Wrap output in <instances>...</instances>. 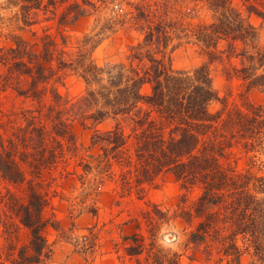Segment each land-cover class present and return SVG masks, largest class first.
I'll list each match as a JSON object with an SVG mask.
<instances>
[{
    "label": "rangeland",
    "instance_id": "1",
    "mask_svg": "<svg viewBox=\"0 0 264 264\" xmlns=\"http://www.w3.org/2000/svg\"><path fill=\"white\" fill-rule=\"evenodd\" d=\"M80 1L86 12L74 21L60 22L62 12L73 2ZM41 0L39 8L34 0H0V134L4 146L0 151L4 161L19 166L23 177L17 181L7 178L0 169V264H17L20 250L30 245V229L22 223V206L30 201L33 190L45 201L43 219L48 220L43 235L51 250L48 264H229L222 245L214 239L212 229L199 243L191 241V234L206 222L216 207L196 212L195 205L201 194L200 187L183 188L171 174H161L151 183H144L138 192L123 186L120 176L103 175L95 168L93 156L100 146L93 142L99 131L112 128L107 119L96 124L92 120H72L67 138L48 136L44 145L32 140L31 134L18 132L25 127V111L40 108L32 96L19 95L15 87L19 76L13 71L15 60L11 49L19 39L26 40L31 50L42 53L44 36L57 40V49L76 52L82 41L93 38L84 51L100 65L125 60L131 46L143 37L148 19L136 16L145 11L150 20L154 11L166 13L165 19L178 21L183 31L177 33L181 45L173 52L171 63L175 69L192 70L207 64L214 88L220 100L212 103L216 111L227 102L228 108L246 102L264 104V89H248L234 68L241 66L237 51L226 50L221 59L211 61L208 50L197 42L195 29L202 23L212 22L217 14L211 0ZM238 8L243 18L256 28L257 47L264 46V0H228ZM255 5L261 14L249 11ZM53 9L55 13L49 11ZM64 38L66 42L64 43ZM98 43V44H97ZM225 42L218 49L225 50ZM57 53V51L55 52ZM57 59L52 62L57 67ZM11 69V72H10ZM13 71V72H12ZM10 75L6 81L5 76ZM44 88L41 100L42 119L53 101L56 88L63 99L76 101L85 91L83 79L72 69H64ZM25 78V76H22ZM62 105L58 106L60 110ZM19 134V135H18ZM40 145V147H39ZM238 171L248 168V157L236 152L230 158ZM87 166H91L88 169ZM256 176H264V156L256 158L251 169ZM263 195L264 194H260ZM219 214L217 228L222 230ZM203 230V229H202ZM239 245H243L241 239ZM29 254V252H27ZM248 253L242 264H250ZM236 264V262H233Z\"/></svg>",
    "mask_w": 264,
    "mask_h": 264
},
{
    "label": "trees",
    "instance_id": "2",
    "mask_svg": "<svg viewBox=\"0 0 264 264\" xmlns=\"http://www.w3.org/2000/svg\"><path fill=\"white\" fill-rule=\"evenodd\" d=\"M211 1L217 16L210 23L198 25L197 42L207 48L212 62L223 58L226 50L233 54L241 43V50L236 53L241 66L234 69L248 89H264V46L254 45L256 28L238 8L228 5V0ZM34 2L39 8L41 0ZM49 11L55 13L53 9ZM249 11L261 14L252 4ZM85 12L80 1L73 2L59 20L68 22L72 15L74 21ZM152 16L158 19L150 20L145 11L136 16L138 20L148 19V23L143 27V37L131 46L126 59L103 65L84 51L93 38L84 39L73 53L58 50L57 40L50 35L44 36L42 53L31 50L29 43L20 38L10 48L16 66L12 70L19 73L15 89L19 95L38 100L40 108L26 110L27 124L17 130L29 131L32 140L40 141L44 148L48 136H70L72 120L99 124L112 119L111 129L93 136V142L101 149L93 158L102 178L106 174L120 176L124 187L138 192L144 190V183L153 182L161 174L173 175L183 188L200 187L196 212L216 207L220 212L211 213L206 222L200 223L191 234V241H204L212 229L211 234L221 243L229 264H242L246 253L252 259L250 264H264V196L260 195L264 194V176H256L251 170L256 158L264 156V104L247 101L246 108H228L227 102L222 101L223 107L213 111L211 105L220 96L213 86L209 66L175 69L172 54L181 45L175 40L181 39L177 33L183 27L178 21L165 19V12L159 15L154 11ZM220 42H225V50L218 49ZM6 57L1 55L0 62L7 63ZM55 59L56 68L52 65ZM64 69L79 74L85 91L70 102L53 88V101L45 115L49 127L41 110L46 89L39 85L49 83L57 75L61 78ZM5 80L9 81L10 75ZM0 146H4L1 134ZM239 151L248 157L249 168L245 172L238 171L230 161ZM0 169L13 181L23 177L19 166L13 168L4 161L2 151ZM44 204L33 190L29 203L22 206L21 220L30 229L31 239L30 245L20 250L17 264H48L51 250H47L48 240L43 235L48 225L42 214ZM219 214L223 222L221 231L217 228ZM239 239L243 245L238 244Z\"/></svg>",
    "mask_w": 264,
    "mask_h": 264
}]
</instances>
